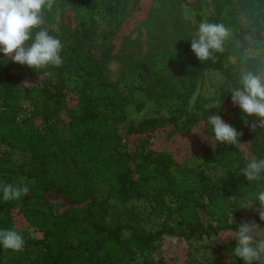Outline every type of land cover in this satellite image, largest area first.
I'll list each match as a JSON object with an SVG mask.
<instances>
[{
  "label": "trees",
  "instance_id": "trees-1",
  "mask_svg": "<svg viewBox=\"0 0 264 264\" xmlns=\"http://www.w3.org/2000/svg\"><path fill=\"white\" fill-rule=\"evenodd\" d=\"M58 5L62 20L65 11L73 12L76 19L74 27L62 23L58 30L57 38L63 45L61 66L34 70L1 55L0 143L23 153L26 159L10 167H3L0 159V185H27L30 192L20 200L5 201L0 191V230L14 229L25 242L18 252L0 246V264H168L162 252L166 238L185 244L187 264H193L194 252L208 254V264H243L232 255L236 241L222 244L219 237L224 231L238 230L241 202L259 183L248 182L242 169L252 158L264 157V131L260 128L251 131L241 119L245 114L235 115L228 124L243 132L239 143L244 145L230 146L215 141L209 125L205 132L212 136L214 144L204 148L198 166L186 160L178 162L170 153L153 149L147 138L170 125L176 135L188 136L205 118L189 115L187 111L183 115L131 122L127 137L122 140L115 126L97 109L95 99L90 95L79 97L68 83V78L79 73L78 49L91 36L85 15L103 4L98 0H56L53 9L44 13L45 21L54 22ZM258 34L254 31L253 36ZM216 55L215 63L209 60L202 64L219 68L222 53ZM101 61L83 70L81 90L88 89L86 84L93 76L103 79ZM199 62L196 57L186 63L190 82ZM19 66L25 68V76L12 73ZM132 67L141 68L143 63H131ZM242 67L264 71L263 63L254 58L246 59ZM157 84L165 85L166 79ZM111 100L113 108L118 102L113 97ZM205 102L199 99L197 105L205 107ZM182 116H187V120L178 123ZM247 119L251 124L258 118ZM63 127L68 130L67 138L60 134ZM134 135L142 138L131 149L129 137ZM210 163H226L223 172L228 181L221 188L203 169L204 166L212 170ZM132 165L139 175L137 181L133 179ZM172 166L187 184L182 190H173L178 201L177 223L165 221L154 232L134 227L123 238L125 226L113 219H131L133 215L129 209H115L100 200V190L106 188L126 204L132 192L141 194L147 181L164 178L173 182ZM197 209L205 211L211 221L204 224ZM15 214L40 232L41 238L31 239L26 229L18 228Z\"/></svg>",
  "mask_w": 264,
  "mask_h": 264
},
{
  "label": "rangeland",
  "instance_id": "rangeland-1",
  "mask_svg": "<svg viewBox=\"0 0 264 264\" xmlns=\"http://www.w3.org/2000/svg\"><path fill=\"white\" fill-rule=\"evenodd\" d=\"M98 1L103 5L85 15L91 27V36L78 49L76 68L79 73L68 78L70 88L79 97L90 95L95 99L97 109L115 126L122 140L126 139V130L131 122L138 123L152 117L166 118L173 114L183 115L185 111L189 115L204 117L205 121L196 125L186 137L176 135L171 125L147 137L153 149L170 153L178 162L186 160L198 166L202 163L200 156L204 148L214 144L212 136L205 132V128L210 125L209 115H219L229 123L235 119V115L243 114L238 106L233 105L231 93L225 89L230 87L231 81H236L246 59H259L264 65V0ZM252 4L254 7L246 8ZM60 8L58 5V16L54 22L45 21L43 25L56 38L62 23L70 27L76 25L73 12L65 11L61 19ZM211 20L224 24L230 30V39L225 43L220 67H205L199 62L198 70L190 82L186 63L190 58H196L191 51L190 40L196 35L199 23ZM254 31L259 32L256 37L253 36ZM99 61L103 65V79L97 80V76H93L86 84L88 89L81 90L83 70L96 66ZM137 62L143 63V67L131 68V63ZM12 73L26 75L22 66L13 69ZM161 79H166V84L159 86L157 83ZM103 81L108 84L104 85ZM111 97L117 100L114 102H118L113 108ZM218 98L220 107L209 110L206 106ZM199 99H204L207 105L198 106ZM61 119L65 120V116ZM186 120L187 116H182L178 123ZM59 131L63 138L68 137L65 127ZM141 138L136 135L129 137L130 148L133 149ZM243 152L245 155L246 149ZM0 159L3 167H10L20 165L26 156L0 143ZM224 164L210 163L212 170H206L203 166L219 188L228 181L223 172L226 170ZM133 165V179L137 181L139 175ZM170 172L174 177L173 182L165 181L164 178L147 181L141 194L132 192L126 204L106 188L100 190V200L115 209H129L133 215L131 219H113L125 226L123 238L128 237L134 227L154 232L165 221L171 225L177 223L175 210L178 201L173 190H182L187 184L173 166ZM261 190H264V179L257 183L241 204L245 201L249 202V206L255 203V197ZM258 207L257 204L252 208H240L239 221H255L264 229V222L260 221L256 211ZM197 213L204 224L211 221L205 211L197 209ZM15 217L16 226L26 229L29 238H41V233L28 227L24 218L16 214ZM219 239L222 244L233 241L230 231L222 232ZM162 247L168 264H187L188 251L183 242L166 238ZM191 260L193 264L210 262L208 254L203 252H194Z\"/></svg>",
  "mask_w": 264,
  "mask_h": 264
},
{
  "label": "clouds",
  "instance_id": "clouds-1",
  "mask_svg": "<svg viewBox=\"0 0 264 264\" xmlns=\"http://www.w3.org/2000/svg\"><path fill=\"white\" fill-rule=\"evenodd\" d=\"M56 0H0V53L13 63L26 65L34 70L59 67L63 61V48L60 39L49 34L44 28L46 11H51ZM230 30L222 23L201 22L196 35L190 40L191 51L200 62L217 60L218 53L225 51V43L230 39ZM225 82V81H224ZM223 82V83H224ZM222 83V84H223ZM221 84V85H222ZM231 93L233 105L238 106L245 116L241 117L244 125L255 132L264 131V71H253L241 67L236 83L225 89ZM209 110L220 107V100L206 106ZM255 116L257 121L249 123L247 117ZM215 141L230 146L239 143L243 132H238L219 115H209ZM242 175L248 182L264 179V157L252 158L242 169ZM5 201L20 200L29 195L27 185H0ZM230 199H237L232 197ZM256 209L260 221L264 222V190L258 192L255 203L245 201L240 208ZM233 223V219L230 221ZM231 232V239L236 241L232 255L243 264H264V229L255 221L241 222L238 230ZM24 239L14 229L0 230V246L11 251H21Z\"/></svg>",
  "mask_w": 264,
  "mask_h": 264
}]
</instances>
